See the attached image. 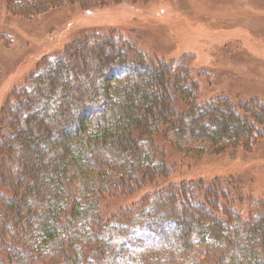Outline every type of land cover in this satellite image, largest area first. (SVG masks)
Segmentation results:
<instances>
[{
  "label": "trees",
  "instance_id": "trees-1",
  "mask_svg": "<svg viewBox=\"0 0 264 264\" xmlns=\"http://www.w3.org/2000/svg\"><path fill=\"white\" fill-rule=\"evenodd\" d=\"M184 69L83 29L14 92L0 115V264H264V204L244 216L235 175L174 181L186 149L172 141L212 143L193 156L252 149L264 104L200 101ZM143 243L154 252L132 257Z\"/></svg>",
  "mask_w": 264,
  "mask_h": 264
},
{
  "label": "rangeland",
  "instance_id": "rangeland-1",
  "mask_svg": "<svg viewBox=\"0 0 264 264\" xmlns=\"http://www.w3.org/2000/svg\"><path fill=\"white\" fill-rule=\"evenodd\" d=\"M8 7L0 0V115L14 92L83 29L113 30L115 37L139 39L151 58L183 60L200 101L230 95L264 104V0H18L19 10ZM172 141L186 149L184 160L177 157L174 181L235 175L243 185L238 208L244 216L264 204V139L252 149L200 156L187 151L209 152L211 142L179 134ZM131 249L132 257L154 252L147 243Z\"/></svg>",
  "mask_w": 264,
  "mask_h": 264
}]
</instances>
